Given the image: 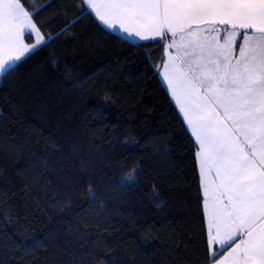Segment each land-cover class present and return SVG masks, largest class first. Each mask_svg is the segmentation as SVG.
Segmentation results:
<instances>
[{
    "label": "trees",
    "instance_id": "trees-1",
    "mask_svg": "<svg viewBox=\"0 0 264 264\" xmlns=\"http://www.w3.org/2000/svg\"><path fill=\"white\" fill-rule=\"evenodd\" d=\"M27 3L51 38L0 77V264H207L166 50Z\"/></svg>",
    "mask_w": 264,
    "mask_h": 264
},
{
    "label": "snow or ice",
    "instance_id": "snow-or-ice-1",
    "mask_svg": "<svg viewBox=\"0 0 264 264\" xmlns=\"http://www.w3.org/2000/svg\"><path fill=\"white\" fill-rule=\"evenodd\" d=\"M80 4L109 31L172 50L160 74L194 144L207 264H264V0ZM50 6L0 0V77L48 43L37 17Z\"/></svg>",
    "mask_w": 264,
    "mask_h": 264
},
{
    "label": "crops",
    "instance_id": "crops-1",
    "mask_svg": "<svg viewBox=\"0 0 264 264\" xmlns=\"http://www.w3.org/2000/svg\"><path fill=\"white\" fill-rule=\"evenodd\" d=\"M114 33H117V34H119V35H121V36L127 38V36H125V35L122 34V33H123V30H121L120 32H114ZM136 40H141V39L137 38ZM136 40H135V41H136ZM166 43H167V41H166ZM169 51H172V50H166V58H165V62L167 61ZM173 54H175L174 51H173ZM162 72H163V66H162V69H161V73H162ZM161 78H162V77H161ZM162 80H163V82H164L166 88L168 89V87H167V81L164 80L163 78H162ZM172 100L174 101V97H172ZM176 106L178 107V105H176ZM178 109H179V107H178ZM218 246H219V245L217 244V245L214 246V247H218Z\"/></svg>",
    "mask_w": 264,
    "mask_h": 264
}]
</instances>
